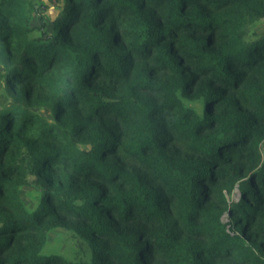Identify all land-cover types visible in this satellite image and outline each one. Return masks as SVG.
Here are the masks:
<instances>
[{
	"label": "trees",
	"instance_id": "obj_1",
	"mask_svg": "<svg viewBox=\"0 0 264 264\" xmlns=\"http://www.w3.org/2000/svg\"><path fill=\"white\" fill-rule=\"evenodd\" d=\"M59 1L0 0V264H264V0Z\"/></svg>",
	"mask_w": 264,
	"mask_h": 264
},
{
	"label": "rangeland",
	"instance_id": "obj_2",
	"mask_svg": "<svg viewBox=\"0 0 264 264\" xmlns=\"http://www.w3.org/2000/svg\"><path fill=\"white\" fill-rule=\"evenodd\" d=\"M45 4L44 7L41 8L44 11V15L48 20H52L54 15L56 14V7L61 5V1L59 0H42ZM7 100V96L4 93V88L2 84V80L0 79V105L5 103ZM240 192L236 190L230 196L231 198H238ZM225 222L229 221L228 214L223 217ZM49 243L50 247L56 250H62L64 247H67L69 244L68 233L64 229H55L49 235Z\"/></svg>",
	"mask_w": 264,
	"mask_h": 264
}]
</instances>
